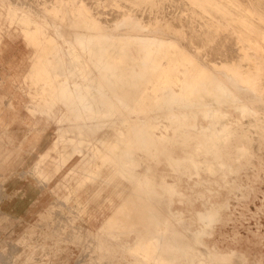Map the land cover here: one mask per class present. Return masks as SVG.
I'll return each mask as SVG.
<instances>
[{
  "label": "bare ground",
  "instance_id": "1",
  "mask_svg": "<svg viewBox=\"0 0 264 264\" xmlns=\"http://www.w3.org/2000/svg\"><path fill=\"white\" fill-rule=\"evenodd\" d=\"M58 3L49 7L53 19L38 20L0 0V32L20 34L34 49L13 68L30 97L27 123L55 124L35 174L60 195L85 194L84 207L103 199L92 237L107 257L237 264L242 254L221 252L207 238L225 204L198 186L223 183L242 169L256 179L264 167L257 149L264 145V116L255 108L264 101V0H98L118 8L119 15L107 10L118 16H107L111 22L94 11L96 2L93 11L85 0ZM146 11L154 14L148 23ZM8 46L0 41L1 51ZM250 90L252 102L241 108L250 117L245 125L230 118L226 105L235 91ZM3 103L0 97V114ZM10 107L18 110L14 101ZM203 173L214 177L204 180ZM19 188L32 190L26 182ZM92 189L94 196L86 193ZM10 204L8 198L2 207Z\"/></svg>",
  "mask_w": 264,
  "mask_h": 264
},
{
  "label": "rangeland",
  "instance_id": "2",
  "mask_svg": "<svg viewBox=\"0 0 264 264\" xmlns=\"http://www.w3.org/2000/svg\"><path fill=\"white\" fill-rule=\"evenodd\" d=\"M7 1H12L16 6H22L33 14L36 13L38 20L53 19L51 9L62 3H58L59 0H55V3L53 0H46L49 1L48 5H44L45 1L41 0H33L34 2L27 0L29 3L19 0L20 4L17 0ZM87 1L85 0L86 3ZM97 1L93 0L92 3L89 0L87 4L91 6L92 11L96 7L94 11L98 10L103 20L108 21L113 16L115 20V16L118 17L119 10H115L118 9L116 6L104 5L106 11L114 8L117 15H113V10L111 11L113 14L110 11H107L110 13L107 14L106 11L103 12L105 9L99 6ZM52 3L58 5L53 6ZM171 7L168 6L166 15L173 10L174 7ZM101 8L104 10L99 12ZM170 9L171 11H168ZM165 14L163 20L173 17L171 15L173 13L168 18ZM102 15L105 17L103 18ZM141 15L145 16V14ZM148 15L149 18L154 16L150 12ZM152 17L144 18L145 22L148 23L153 19ZM63 27L67 28L69 24L66 23ZM24 40L20 34L9 35L7 32H0V41L9 43L8 48L2 51L0 49V73L5 80L0 79V97L4 98L1 106L2 114H0V165H6L5 171L0 173V264H127L129 262L127 256L104 255L103 243L92 237L93 231L103 219V199L97 197L92 206L84 207L85 194L60 195L50 189V183L45 181V178L35 174L36 159L40 152L51 145L56 132L54 123H41L37 127L27 123L32 117L28 109L30 97L22 82L13 79L15 75L13 68L20 65L22 57H29L34 52L32 47H24ZM188 41L189 39H185V43H191ZM214 53L210 52L208 57L221 56L218 52ZM234 55L232 56L235 57ZM219 57L217 58L220 60ZM217 58L215 59L218 60ZM237 93L236 91L233 93L234 99H231L226 106L231 119H239L246 125L250 117L244 115L241 108L252 102L250 96L253 93L251 90L249 94L247 91L243 92L244 94L239 92L240 96ZM244 95L248 98L246 99ZM11 101L18 105V110L12 111ZM263 104L264 101L259 104L260 107ZM259 105L255 107L253 103L257 109V116H264V110L261 109L264 105L261 108L258 107ZM256 144H259V141ZM257 149L264 163V145L260 148L258 146ZM76 160L75 156L68 165ZM212 176L214 177L203 173L204 180H212ZM253 176L252 169H242L238 174L229 173L223 178L225 179L223 183L208 182L209 184L198 186L200 194H210L218 203L225 204L220 218L214 224L213 232L207 238L209 243L221 252L242 254V258L234 259L237 264H264V167L256 179ZM23 182L30 183L31 192L19 188ZM250 183L253 184V190L246 196ZM86 193L94 196L96 191L92 189L87 190ZM8 198L11 204L9 207H2ZM56 202L61 206L56 205ZM187 214H190L189 211Z\"/></svg>",
  "mask_w": 264,
  "mask_h": 264
},
{
  "label": "crops",
  "instance_id": "3",
  "mask_svg": "<svg viewBox=\"0 0 264 264\" xmlns=\"http://www.w3.org/2000/svg\"><path fill=\"white\" fill-rule=\"evenodd\" d=\"M6 165H0V173L5 171Z\"/></svg>",
  "mask_w": 264,
  "mask_h": 264
}]
</instances>
